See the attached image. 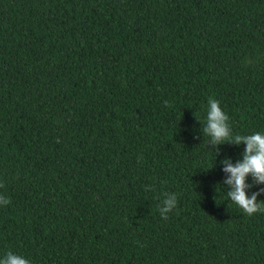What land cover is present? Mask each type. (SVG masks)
Instances as JSON below:
<instances>
[{
  "label": "trees",
  "instance_id": "1",
  "mask_svg": "<svg viewBox=\"0 0 264 264\" xmlns=\"http://www.w3.org/2000/svg\"><path fill=\"white\" fill-rule=\"evenodd\" d=\"M210 98L264 133V0H0V259L264 264Z\"/></svg>",
  "mask_w": 264,
  "mask_h": 264
},
{
  "label": "clouds",
  "instance_id": "2",
  "mask_svg": "<svg viewBox=\"0 0 264 264\" xmlns=\"http://www.w3.org/2000/svg\"><path fill=\"white\" fill-rule=\"evenodd\" d=\"M208 140L213 146L223 143H233L246 145L243 152L242 161L235 166L228 160L223 163L226 167L223 169L228 174V179L224 183L231 188L227 192V197L232 204H235L245 215L251 217L256 213H264V201L257 202L258 196L264 195V188L253 192L249 197L248 190L252 185L247 183L251 176L254 183L264 185V133H253L251 135H233L229 126V117L220 107L216 99L208 100L207 116L205 127L203 129ZM227 141V142H226ZM3 185H0L2 187ZM10 203L8 199L0 197V205ZM175 194L164 199L159 207L161 217L167 219L168 213L176 208ZM0 264H29V261L19 255L8 252Z\"/></svg>",
  "mask_w": 264,
  "mask_h": 264
}]
</instances>
